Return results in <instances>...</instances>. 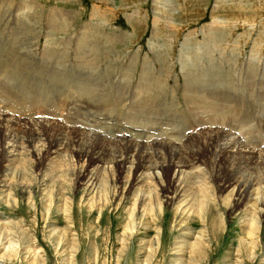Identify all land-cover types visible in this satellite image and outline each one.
Segmentation results:
<instances>
[{
  "label": "rangeland",
  "instance_id": "374dc122",
  "mask_svg": "<svg viewBox=\"0 0 264 264\" xmlns=\"http://www.w3.org/2000/svg\"><path fill=\"white\" fill-rule=\"evenodd\" d=\"M0 67V264H264V0H0Z\"/></svg>",
  "mask_w": 264,
  "mask_h": 264
},
{
  "label": "bare ground",
  "instance_id": "6f19581e",
  "mask_svg": "<svg viewBox=\"0 0 264 264\" xmlns=\"http://www.w3.org/2000/svg\"><path fill=\"white\" fill-rule=\"evenodd\" d=\"M154 46V45H153ZM160 49V48H159ZM187 58V57H186ZM5 60V59H4ZM7 63H9V62H7ZM11 64V63H10ZM19 64V63H18ZM5 65H7V64H5ZM11 65H13V64H11ZM19 65H21V64H19ZM18 65V66H19ZM8 66V68H9V65H7ZM7 66H5V67H7ZM14 66V65H13ZM12 66V67H13ZM17 66V67H18ZM16 67V66H15ZM1 68V67H0ZM2 68H4V67H2ZM5 69H7V68H5ZM13 69H16V68H13ZM5 71V70H4ZM16 71V70H15ZM12 72V71H11ZM23 74V73H22ZM260 74V73H259ZM263 75V74H262ZM24 76V75H23ZM15 77V76H14ZM27 77V76H26ZM28 80V79H27ZM26 82V81H25ZM29 84V83H28ZM24 85H27V84H24ZM27 87H29V86H27ZM26 87V88H27ZM57 87V86H56ZM33 88V87H32ZM29 89H30V87H29ZM56 89V88H55ZM35 92V91H34ZM54 91L53 90H50L49 91V95H52V93H53ZM55 92H56V90H55ZM33 93V92H32ZM57 93V92H56ZM41 93H38V95H40ZM43 95V94H42ZM48 95V94H47ZM53 95H54V93H53ZM264 96V95H263ZM28 97V96H27ZM33 97V96H32ZM42 98V97H41ZM193 100H194V102H197V104L196 105H199V101L196 99V96H195V94L193 95ZM197 98H198V95H197ZM200 98V97H199ZM248 98V97H247ZM261 98H262V96H261ZM38 99V98H37ZM201 99V98H200ZM245 99H246V97H245ZM251 99V98H250ZM253 99V98H252ZM24 101H26V100H23V102H20V103H24ZM35 101V100H34ZM40 101V100H39ZM39 101H37V102H39ZM42 101V100H41ZM204 102L203 103H205V100H203ZM250 101V100H249ZM261 101V100H260ZM36 102V101H35ZM208 102V101H207ZM211 103H212V101H210ZM29 103V102H28ZM42 103V102H41ZM201 103H202V100H201ZM207 104H209V103H207ZM206 104V105H207ZM202 105V104H201ZM204 106H205V104H203ZM224 106V105H223ZM203 107V106H202ZM202 107H199L200 109L202 108ZM208 107V106H207ZM214 107H216V105H214ZM219 107V106H218ZM20 108H21V106H20ZM204 108V107H203ZM198 110V109H197ZM207 111V112H206ZM205 111V113H208L209 114V112L210 113H214V114H217V113H220V112H223V114L225 113V110H224V108H211L210 110H206ZM229 111V110H228ZM227 111V112H228ZM203 113H204V111H202ZM213 114V115H214ZM226 115V114H225ZM207 116V115H206ZM205 116V117H206ZM215 116V115H214ZM222 116V115H221ZM210 117H213V116H210ZM223 117V116H222ZM209 119V118H208ZM216 119V118H215ZM207 121V120H206ZM228 126V125H227ZM6 128V130L9 132V133H7V134H11V135H13L14 137H15V131L20 127V124H19V119H17V118H13L8 112H6L5 110H3L2 109V106H0V131H2V129L3 128ZM115 129V128H114ZM225 129H226V127H225ZM243 131V130H242ZM108 133V132H107ZM230 133V132H229ZM215 135V134H214ZM218 135V134H217ZM233 135V134H232ZM212 137V136H211ZM220 137V136H219ZM222 137H223V135H222ZM210 138V137H209ZM218 138V137H217ZM59 139H61V137L60 138H57V141L59 140ZM211 139V138H210ZM215 139V138H214ZM220 139V138H219ZM234 139H235V137H234ZM238 139V138H237ZM237 139L235 140L236 142H237ZM227 140V139H226ZM57 141H56V144H57ZM210 141V140H209ZM215 142L214 143H219V141H216V139L214 140ZM223 141V140H222ZM212 142V141H211ZM231 143V141H225V139H224V143L223 144H225L224 146L225 147H230L229 146V144ZM238 143V142H237ZM240 143V142H239ZM55 144V145H56ZM209 144V143H208ZM54 145V146H55ZM210 145V144H209ZM235 146L236 144L233 142L232 144H231V146ZM51 146H53V144L51 145ZM146 147V146H145ZM224 147V148H225ZM51 150V148H49V150H48V154L50 155V153L52 154V152L50 151ZM53 151V150H52ZM144 154V153H143ZM4 161H5V163L7 162L8 163V159H4ZM121 161V163H123V164H125V162L123 161V160H120ZM166 161V160H165ZM174 161V160H173ZM172 161V162H173ZM167 162V161H166ZM172 162H170V163H172ZM176 162V161H175ZM186 163L187 162H183V161H178L177 160V163H173L172 164V167L174 168V172H176L177 171V174H176V176L174 177V180H173V185H174V194L176 195L175 196V198L178 196V195H181V196H186L187 195V188H186V186H183L182 185V187H181V184H183L184 183V181L180 178V175L181 174H185V167H186ZM7 166V165H6ZM169 166V165H168ZM197 167V166H196ZM154 169H156V168H152V169H147L146 170V168H145V164L144 163H140L139 164V166H138V168H137V170L138 171H141V174L137 177H135L134 179L135 180H138L139 178H142L141 176H143L144 175V172H142V171H144V170H146L147 171V173L148 174H152V175H154L155 173L153 172L154 171ZM150 170H152V172L150 171ZM167 170V169H166ZM241 174V173H240ZM151 175V176H152ZM182 175V176H183ZM145 176H146V173H145ZM241 177H242V174L240 175ZM152 177H154L155 178V176H152ZM240 177V178H241ZM245 177H248V176H246L245 175ZM243 179V178H242ZM242 179H240V180H242ZM140 180V179H139ZM138 180V181H139ZM161 180V179H160ZM198 180V179H197ZM234 181H238V183H236L237 184V188H235L236 189V192H235V195L237 196L235 199H234V201H235V205L237 204V205H242V203L244 204V202L245 201H247L252 195H255L256 196V204L258 203L257 202V200H262L263 199V203H264V186H263V184H262V179H258V177H256L255 175H250L248 178H246V179H244V180H242L241 182L237 179V178H234ZM176 182L178 183L177 184V186H176ZM134 184H135V181H134ZM136 184H137V181H136ZM186 184V183H185ZM197 185H198V187L201 185H199L198 183H196ZM202 186V189H203V186H205V184H202L201 185ZM188 188H189V186H188ZM202 189H198V191L196 192V193H192V194H190V197H187V199H186V203H189L190 201H191V205L188 207L189 209H192V208H196L197 209V211H194V209H192L194 212H198V214H199V211H201V212H203V210H204V206L206 207V206H208L207 205V203H208V199L207 198H205V194H204V192L202 191ZM234 189V190H235ZM162 190H165L164 189V187H163V185H162ZM209 191V190H208ZM192 192V191H191ZM173 194V195H174ZM184 196V197H185ZM187 196H189V193H188V195ZM183 197V198H184ZM172 198V197H171ZM189 201V202H188ZM239 203V204H238ZM260 203V202H259ZM262 203V202H261ZM180 204V203H179ZM255 204V205H256ZM258 205V204H257ZM264 205V204H263ZM263 205H262V207H263ZM234 206V205H233ZM243 206V205H242ZM257 207V206H256ZM259 207V206H258ZM262 207H259L258 208V211H257V215H259V216H261V215H264V209L262 208ZM185 210V208H182V211H184ZM206 211V210H205ZM244 211V210H243ZM192 212V211H191ZM209 212V211H208ZM184 214V213H183ZM197 214V215H198ZM196 215V216H197ZM209 216V215H208ZM207 216V217H208ZM199 217H200V215H199ZM199 217H197V218H199ZM204 218H205V214H203V219L202 220H204ZM255 218H256V215H255ZM200 219V218H199ZM213 220V219H212ZM256 226V219H254V218H252V220H251V223H250V227H249V230L247 231V232H249L248 234H250V232H253L254 233V231H256V230H258L257 229V226ZM253 227H255V228H253ZM128 228H130V226H128ZM252 233V234H253ZM256 234H257V232H255ZM254 233V234H255ZM251 235V234H250Z\"/></svg>",
  "mask_w": 264,
  "mask_h": 264
}]
</instances>
